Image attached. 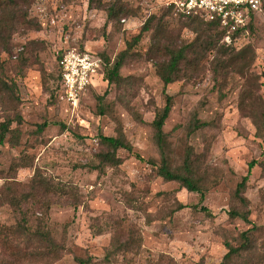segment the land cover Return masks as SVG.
<instances>
[{
    "label": "rangeland",
    "instance_id": "obj_1",
    "mask_svg": "<svg viewBox=\"0 0 264 264\" xmlns=\"http://www.w3.org/2000/svg\"><path fill=\"white\" fill-rule=\"evenodd\" d=\"M165 1L0 0V122L12 119L15 130L0 143V264H220L226 243L239 246L245 231L230 264H264V136L249 116L264 101V0L249 34L227 49ZM247 45L248 66L231 61ZM67 47L110 62L128 48L121 80L108 83L101 71L72 109L56 78ZM178 48V77L164 85L157 69ZM166 96L161 149L152 120ZM120 133L131 151L116 150L117 166L100 163L110 151L100 136ZM186 154L202 200L158 174L162 156L178 168ZM252 160L242 204L234 192ZM131 236L127 256L104 261L113 238Z\"/></svg>",
    "mask_w": 264,
    "mask_h": 264
},
{
    "label": "trees",
    "instance_id": "obj_2",
    "mask_svg": "<svg viewBox=\"0 0 264 264\" xmlns=\"http://www.w3.org/2000/svg\"><path fill=\"white\" fill-rule=\"evenodd\" d=\"M89 6H93V0H89ZM169 10H172L173 13L178 16L179 18H182L183 20H187L191 23H197L198 26L202 25L201 30L202 33L205 34L206 39H221V41H224V36L226 35V31L224 28L221 27L219 20L215 17H208L201 13H181V12H175V10L167 6ZM256 13L251 14V19L248 22L245 30H239L237 32L230 34V42L227 43L226 41L222 42L226 47L224 49H227L228 46H232V43L239 40L240 37L245 36L246 34H249L250 29L252 27L253 18ZM116 16V9L115 7H109L107 10V17L109 19H112ZM150 23V18H147V20L142 25L140 33L134 37V40L128 44V47L130 48L131 45L134 42H137L141 36L142 31L148 30V24ZM128 49V48H127ZM127 49L122 50L119 55L110 62V59L106 56L98 54L102 60H103V78L108 82L112 83L115 81H120L121 77L119 75L120 67L123 63L124 58L127 55ZM82 50V49H81ZM254 53L250 45L245 46L244 49L241 51H238L237 54L233 57V60H244V66H248L249 61H251V58L253 57ZM184 56V49L178 48L176 50L170 51V57L168 61L164 64L158 67L157 72L160 76L161 80L163 81L164 85H167L171 82H173L178 77V71H179V65ZM60 58V55L57 57ZM250 59V60H249ZM56 78H57V87H60V81H61V70L60 66L57 64L56 68ZM250 79H253L250 78ZM252 84L256 85V87L260 84H257L255 80H253ZM1 89L2 90H8V85L5 82L1 83ZM90 88V86L87 88V90ZM257 105L259 107L258 114L255 113L254 110H257L253 108V106H250L252 110L249 112V116L254 119V122L257 126V129L259 130V135L264 136V101L262 97L259 95L256 98ZM171 108V97L166 96L165 104L164 106L156 113L154 119L152 120V125L155 129V140L157 141V144L160 146L161 149H164L166 140H165V134L162 130V127L164 125V122L166 118L168 117V114L170 112ZM17 121H20V117L16 118ZM12 119H6L0 122V143H3L6 140V137L8 134H14L15 130L10 127ZM101 142L103 145L108 147L110 149L109 152H105L101 154L100 156V163L117 166L120 164V159L115 155V152L118 148H124L128 151H131V145L128 143L120 133L119 135L113 137V136H100ZM135 156L138 159H142L138 154H135ZM189 154L185 155V158L183 160L182 166L178 168H172L166 158L162 156L161 163L158 166V174L165 180L168 181H178L184 188H186L189 191H197L200 193V199L202 200L204 197V194L202 193L200 187L196 183L195 179L193 178L189 167L191 165ZM256 161L252 160L249 163V170L246 175H244L240 182L237 183L236 189H235V197L242 203L246 204L247 200L246 197L243 195L246 182L248 180V175L250 172V169L255 165ZM97 169L101 170V165L96 166ZM184 170V171H183ZM183 171V172H182ZM64 189V188H62ZM182 207V206H180ZM200 210L203 211L206 215L210 216L211 212L208 208L205 206H201ZM229 215L231 217H240L244 221H248L247 213L246 212H238V211H230ZM5 227L0 226V232L3 231ZM248 231L242 232L241 237L243 239V242L239 246H233L229 243H226V247L228 251L224 254L222 261L220 264H230L234 258L237 256H240L241 251L246 247L248 242ZM132 241V236L128 240L121 241L118 238H113L110 245L106 249V253L104 255V261L110 262L116 255L122 254L123 256H127L134 248V244ZM138 249V248H137ZM77 264H97L92 261L91 258H77Z\"/></svg>",
    "mask_w": 264,
    "mask_h": 264
},
{
    "label": "built area",
    "instance_id": "obj_3",
    "mask_svg": "<svg viewBox=\"0 0 264 264\" xmlns=\"http://www.w3.org/2000/svg\"><path fill=\"white\" fill-rule=\"evenodd\" d=\"M166 6L175 12L201 13L219 20L226 35L224 41L230 42V34L245 30L252 13H257L261 0H166ZM61 70L60 98L75 109L94 78L103 71V60L95 52L67 47L59 58Z\"/></svg>",
    "mask_w": 264,
    "mask_h": 264
}]
</instances>
